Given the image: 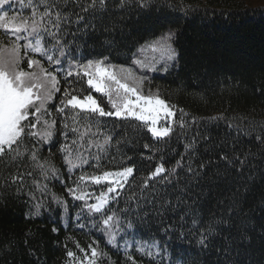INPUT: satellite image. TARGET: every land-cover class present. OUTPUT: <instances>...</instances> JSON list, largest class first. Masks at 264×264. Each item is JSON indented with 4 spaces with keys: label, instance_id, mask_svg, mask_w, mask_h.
Masks as SVG:
<instances>
[{
    "label": "snow or ice",
    "instance_id": "6c2138e0",
    "mask_svg": "<svg viewBox=\"0 0 264 264\" xmlns=\"http://www.w3.org/2000/svg\"><path fill=\"white\" fill-rule=\"evenodd\" d=\"M133 4L140 11L154 6L151 0H0V201L7 205L23 200L34 216L42 209L53 211L52 205L61 214L76 208L77 227L83 230L88 225L81 221L91 220V227L106 238L105 246L122 250L125 256L123 262L112 261L93 241L91 255L79 261L74 252L66 253L77 264H104L105 259L107 264H144V257L148 264H156V257L164 264L170 247L177 264H186L187 252L178 253L173 245L190 237L202 252L215 255L211 264H264V222H254L257 207L264 214V198L256 207L248 204L257 183V169L249 165L256 157L264 159V119L228 116L225 109L209 117L206 132L186 140L179 159L171 163L164 148L177 127L181 132L189 127L188 113L161 99L158 92L145 94L144 72L169 71L178 58L173 46L176 32L169 29L135 51L129 49L127 66L112 63L109 56L88 58L81 52L82 45L88 47L82 38H91L95 31L90 18L123 12ZM113 29L105 26L104 31ZM106 43L112 47V41ZM149 52L158 56H146ZM233 87L222 85V90ZM89 89L106 97L110 107L101 106ZM253 91L264 97V82L254 85ZM108 117H115L111 126ZM221 123L223 134L214 137L208 125L220 128ZM117 127L124 132L120 139ZM137 134H150L154 143H144L143 148L161 153L154 170L138 181L134 158L121 150L135 143ZM106 165L118 168L105 170ZM258 176L264 183V170ZM50 181L60 183L79 204L70 205L63 194L51 191ZM94 186L100 188L98 194ZM121 199L125 207L114 209L113 203ZM144 208L151 211L141 216ZM177 211L178 221L168 216ZM153 217L159 220L158 240L151 236L131 244L124 240L129 230L142 224H149L151 231ZM118 235L123 244L118 243ZM130 247L134 251L129 252ZM8 249L6 245L5 264L11 254Z\"/></svg>",
    "mask_w": 264,
    "mask_h": 264
},
{
    "label": "trees",
    "instance_id": "16d2710c",
    "mask_svg": "<svg viewBox=\"0 0 264 264\" xmlns=\"http://www.w3.org/2000/svg\"><path fill=\"white\" fill-rule=\"evenodd\" d=\"M151 3L154 6L150 10L140 11L133 4L123 12H109L103 17L97 16L94 20L90 18L89 23L95 25V31L91 38H82L87 40L88 47L85 49L82 45L81 52L88 58H99L103 55L109 56L112 63L129 64L130 54L125 55L129 49L135 51L146 40L155 39L169 29L176 32L173 46L178 52L177 61L167 72L148 75V81L144 85L146 89L157 91L167 103L188 113L185 119L189 127L183 132L178 127L175 129L169 147L164 148L165 158L171 163L175 162L173 158L179 159L178 153L184 151L183 143L204 134V125L208 118L219 115L225 109H228V116L246 115L249 119L255 117L257 121L264 119V97L260 96L258 91H253L254 85L259 86L264 82V6L253 5L249 0H151ZM105 26H114V29L106 32ZM68 39L71 40V36ZM106 41H112V47H108ZM77 43L82 44V41ZM23 67L28 70L26 63ZM222 85L234 87L231 91L226 88L222 90ZM63 87L62 85L61 93L55 98L56 104L59 103ZM88 91L96 95L91 89ZM100 96L101 98H97L106 106V98ZM105 119L111 126L115 117ZM119 123L117 121V124ZM208 128L214 137L218 132L223 134V123L220 128L211 125H208ZM116 132L120 133L117 139L124 135L123 129L119 127ZM133 140L136 142L125 144L121 150L134 158L139 169L135 173L138 181L148 175L149 170H154L160 162L161 153L149 152L143 148L144 143H154L150 134H137ZM246 147L256 151L253 145ZM55 150L51 149L52 152ZM112 151L115 153V147ZM43 154H49L48 146L44 147ZM150 156L155 158L147 159ZM249 167L257 169V183L248 200L249 206L256 207L264 198V183L260 182L258 176V171L264 170V159L256 157ZM117 168L118 165H106L105 170ZM7 174L4 172V175ZM76 175H79V172ZM48 183L51 191L58 195L63 194L70 205L79 204L64 192L60 183ZM68 183L71 186V181ZM132 186L135 187V183ZM94 187L95 194H98L100 188ZM112 207L123 209L125 201L121 199L118 204L113 203ZM135 207L133 204L132 208ZM52 208L53 211L42 209L39 216H34L29 215V207L23 200L9 201L7 205L0 201V264H5L6 245L11 253L6 257L8 264H77L85 254L91 255L89 245L93 244V241L100 249L108 252L112 261H124V252H117L111 246L106 247V238L98 229L91 227V220L81 221L88 225L83 230L76 226V208H72L67 214H61L55 205H52ZM149 211L151 209L144 208L140 215L143 216ZM179 215V211L168 213L169 217L177 221ZM262 215L264 214L257 207L254 222H264L261 220ZM150 227L151 231L149 224L129 230L130 234L125 236L124 240L129 244L133 240H147L150 236L158 240L155 232V229L160 227L158 218H151ZM53 228L58 230L53 231ZM124 240L120 239V235L117 236L118 243L123 244ZM256 243L258 246L259 242ZM173 246L177 248L178 253L181 249L187 252L186 264H211L216 258L214 254L202 252L194 237L182 244L175 242ZM80 248L85 251L81 252ZM68 251L76 254L77 261L67 257ZM128 251L132 252L134 249L130 247ZM259 256L257 247L255 257ZM137 258H140L139 254ZM143 259L144 264H148L149 258ZM169 259L177 264L171 247L164 255V264H168ZM159 260L160 257H156V264H159ZM104 264H107L106 259Z\"/></svg>",
    "mask_w": 264,
    "mask_h": 264
},
{
    "label": "rangeland",
    "instance_id": "374dc122",
    "mask_svg": "<svg viewBox=\"0 0 264 264\" xmlns=\"http://www.w3.org/2000/svg\"><path fill=\"white\" fill-rule=\"evenodd\" d=\"M253 5H263L264 6V0H249ZM146 56H149V57H151L152 55H157L158 56V54H153V53H146L145 54ZM125 66H127V65H125ZM158 67H162V65H158ZM161 72V71H160ZM152 73H154V72H147V71H145L144 72V75H149V74H152ZM144 93L145 94H152V93H157V91H154V90H152V89H146L145 87H144ZM93 95V94H92ZM94 97H96L95 95H93ZM97 98V97H96ZM106 98V97H105ZM160 98L161 99H163L161 96H160ZM98 99V98H97ZM106 100H107V98H106ZM98 102H100L99 101V99H98ZM101 106H103V107H105V109L107 110L110 106L108 105V106H105V104H103L102 103V105ZM114 171V170H113Z\"/></svg>",
    "mask_w": 264,
    "mask_h": 264
}]
</instances>
